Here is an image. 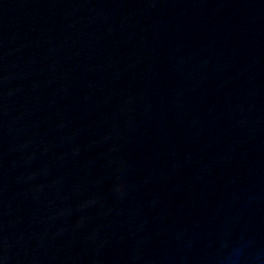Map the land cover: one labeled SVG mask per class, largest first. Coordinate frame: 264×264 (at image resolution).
I'll return each instance as SVG.
<instances>
[{
  "label": "water",
  "instance_id": "1",
  "mask_svg": "<svg viewBox=\"0 0 264 264\" xmlns=\"http://www.w3.org/2000/svg\"><path fill=\"white\" fill-rule=\"evenodd\" d=\"M0 264H264V0H0Z\"/></svg>",
  "mask_w": 264,
  "mask_h": 264
}]
</instances>
